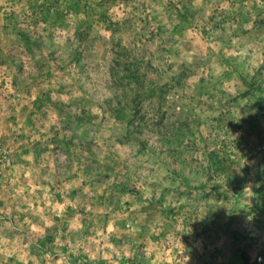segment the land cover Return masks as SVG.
I'll return each mask as SVG.
<instances>
[{
    "label": "rangeland",
    "instance_id": "rangeland-1",
    "mask_svg": "<svg viewBox=\"0 0 264 264\" xmlns=\"http://www.w3.org/2000/svg\"><path fill=\"white\" fill-rule=\"evenodd\" d=\"M0 264H264V0H0Z\"/></svg>",
    "mask_w": 264,
    "mask_h": 264
}]
</instances>
